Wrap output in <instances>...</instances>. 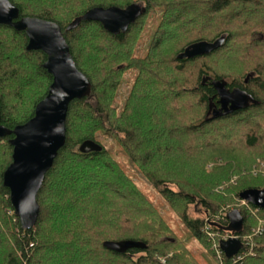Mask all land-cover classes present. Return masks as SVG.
Wrapping results in <instances>:
<instances>
[{"label":"trees","instance_id":"trees-1","mask_svg":"<svg viewBox=\"0 0 264 264\" xmlns=\"http://www.w3.org/2000/svg\"><path fill=\"white\" fill-rule=\"evenodd\" d=\"M11 2L20 18L37 17L61 26L92 90L70 105L66 143L38 193L40 213L33 229L22 228L4 185L14 136L0 137V264H201L189 247L191 241L204 248L207 261L215 260L212 264H264V225L254 235L250 215L241 210L243 229L229 230L230 210L221 213L227 197L214 192L231 173L239 179L234 196L246 189H264V0ZM133 3L147 10L125 33H110L97 21L67 30L93 8H126ZM150 24L146 55L137 56ZM224 35L225 43L210 54L177 58L192 43L214 42ZM28 43L25 31L0 25V114L9 129L34 116L53 82L43 66L47 55L27 50ZM128 70L136 75L117 114L115 98L129 80ZM214 80L247 91L258 104L213 118L210 105L219 107ZM98 134L122 146L180 218L187 229L184 237L175 234ZM87 139L103 145V150L81 153L79 147ZM251 206L264 219V209ZM194 207L202 215L194 216ZM230 237L240 245L231 257L221 247ZM125 239L143 241L147 248L117 253L103 246L105 241Z\"/></svg>","mask_w":264,"mask_h":264},{"label":"water","instance_id":"water-1","mask_svg":"<svg viewBox=\"0 0 264 264\" xmlns=\"http://www.w3.org/2000/svg\"><path fill=\"white\" fill-rule=\"evenodd\" d=\"M145 13L146 7L139 3H133L126 8L96 7L76 18L67 30L77 28L82 22L97 21L110 33L119 34L127 32L129 27ZM0 25L25 31L29 39L27 50L43 51L47 55V61L43 66L53 76L47 96L37 104L34 116L28 122L9 129L1 123L0 114V137L14 136L10 140L14 149L13 161L4 173V185L10 190V199L16 216L20 218L22 228L30 230L36 226L40 213L38 193L46 174L53 167L59 151L66 143L70 105L76 99L90 96L92 84L77 68L69 44L58 23L37 17L20 18L19 8L11 0H0ZM225 41L224 35L214 42L203 40L192 43L178 54L177 58L192 59L210 54ZM249 78L250 75L247 76L246 83ZM212 85L219 97L218 108L210 105L209 114H212L213 118L246 109L251 104H258V101L247 91L239 87L229 89L225 80H214ZM102 150L103 146L92 139L83 141L79 147V151L86 154ZM239 196L258 209H264V189H246ZM227 217L230 221L229 230L238 232L243 229L245 219L239 209L231 210ZM103 246L117 253H126L133 248H147V244L143 241L132 239L109 240L105 241ZM239 246L236 238L221 242L222 249L229 257L237 253Z\"/></svg>","mask_w":264,"mask_h":264},{"label":"rangeland","instance_id":"rangeland-1","mask_svg":"<svg viewBox=\"0 0 264 264\" xmlns=\"http://www.w3.org/2000/svg\"><path fill=\"white\" fill-rule=\"evenodd\" d=\"M140 4L142 5V3ZM151 29H152L151 24L145 29L144 34L142 38L140 39V42L137 46V50H136L137 56L146 55V45L149 41L150 34L152 32ZM119 67H124V65H121ZM135 75H136V71L134 70H128L125 73V77L129 80L122 84V86L119 88V91L117 93V97L115 98V103H116L115 106H116L117 114H120V111L122 107L124 106V103L131 89L132 82L135 78ZM97 138L106 148H108L111 154L115 156V158L120 163L122 168L136 182L139 189L143 193H145V195L150 199V201L154 203L157 209L162 213L166 222L172 227L175 234L178 237H184L187 233V229L181 222L180 218L167 205V203L162 199L160 194L149 184V182L146 180L142 172L137 170V167L124 154L122 150V146L119 143H117L113 138H110L109 136H106L104 134H98ZM217 161L219 163H222L221 159H217ZM213 166H214V162L207 164L208 172H212ZM255 170L253 169V172H252L253 176L258 175L257 171ZM259 183L261 184V180L258 181V184ZM238 185H239L238 176L231 173L230 178L228 180H225L222 183H219L217 186H215L214 192L216 194H222L227 197V199L225 200V204L222 207L223 210L221 211V213H225L226 211H229V210L231 211L233 209H239L240 211L244 210L246 214L250 215V218H249L250 223H253L252 225L253 231L251 230V232L255 231L253 233L255 235V233H257V230L259 228H262V224L264 225V219L261 218L259 212H257L255 209L252 208L250 203L245 202L238 196H234V190L238 188ZM191 213L194 216L202 215V213H197V209L195 207L191 209ZM227 236L228 234H226L224 237H227ZM210 237L211 239L214 240L215 234L211 232ZM251 243H254V242H251ZM189 247L191 248L194 255L197 257L198 261L201 264H212L215 262V260L212 258L207 261L203 257L202 252H204V248L197 241H191V243L189 244ZM216 260L218 259L216 258Z\"/></svg>","mask_w":264,"mask_h":264},{"label":"built area","instance_id":"built-area-1","mask_svg":"<svg viewBox=\"0 0 264 264\" xmlns=\"http://www.w3.org/2000/svg\"><path fill=\"white\" fill-rule=\"evenodd\" d=\"M261 231H262V229L259 228V229L257 230V233H261ZM254 232H255V231H254ZM257 233H255V234H257ZM231 238H233V237H231ZM250 238H251V237H250ZM217 255H218L219 258H221V251H220V249L217 250Z\"/></svg>","mask_w":264,"mask_h":264},{"label":"bare ground","instance_id":"bare-ground-1","mask_svg":"<svg viewBox=\"0 0 264 264\" xmlns=\"http://www.w3.org/2000/svg\"><path fill=\"white\" fill-rule=\"evenodd\" d=\"M16 6V5H15ZM147 10V9H146ZM20 11V10H19ZM128 31V30H127ZM64 33V32H63ZM125 33V32H124ZM91 82V81H90ZM219 101V100H218ZM212 115V114H211ZM103 146V145H102ZM246 202V201H245ZM230 222V221H229ZM231 238V237H230Z\"/></svg>","mask_w":264,"mask_h":264}]
</instances>
